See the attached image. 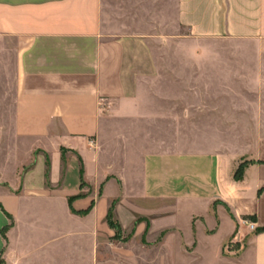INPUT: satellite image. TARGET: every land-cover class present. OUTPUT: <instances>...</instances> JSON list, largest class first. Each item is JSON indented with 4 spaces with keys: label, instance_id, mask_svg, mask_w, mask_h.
I'll return each mask as SVG.
<instances>
[{
    "label": "crops",
    "instance_id": "obj_1",
    "mask_svg": "<svg viewBox=\"0 0 264 264\" xmlns=\"http://www.w3.org/2000/svg\"><path fill=\"white\" fill-rule=\"evenodd\" d=\"M158 21L229 44L161 62ZM250 222L264 228V0H0V264H132L144 237L150 264H264Z\"/></svg>",
    "mask_w": 264,
    "mask_h": 264
},
{
    "label": "rangeland",
    "instance_id": "obj_2",
    "mask_svg": "<svg viewBox=\"0 0 264 264\" xmlns=\"http://www.w3.org/2000/svg\"><path fill=\"white\" fill-rule=\"evenodd\" d=\"M107 6V5H106ZM132 23V22H131ZM137 25L134 27L132 25H130V27L128 26H124V31H132V30H148V25H149V21H137L136 23ZM158 27H160L158 29V32L162 33V36H158V38L156 39V41H154V45H155V50H156V56L158 58V61L164 62L165 60H170V59H176L175 56V52L172 51V47L178 45V44H205V45H227L229 44V42L227 41H201V42H194L191 38L190 39H186L185 41H179L178 36H167L169 31L168 29L164 28V22L162 21H158L157 22ZM233 44L236 45H244L243 42H232ZM171 47V48H170ZM256 230V229H255ZM132 233V232H131ZM131 233H124L123 231L118 232L117 229H115V235H114V239L116 240H120V241H124L127 242L131 239L132 234ZM143 243H145V246H141V245H132L131 246V250L134 252H137V254H139V260H134L131 263L132 264H150V255L152 253H150L148 251V242L145 239V237L143 238ZM243 248L242 243H239V241H236V237L233 236L226 244L224 247L225 253L226 254H230V253H238L239 251H241Z\"/></svg>",
    "mask_w": 264,
    "mask_h": 264
},
{
    "label": "trees",
    "instance_id": "obj_3",
    "mask_svg": "<svg viewBox=\"0 0 264 264\" xmlns=\"http://www.w3.org/2000/svg\"><path fill=\"white\" fill-rule=\"evenodd\" d=\"M242 168H243V167L240 166V168H239L238 171H237V174L241 173ZM238 176H239V175H238ZM114 204H115V202H113L112 205H111L110 208H109L107 219H108L109 225H110L112 228L117 229L118 232H121V231H122V227H121V225L119 224L118 221H116V220L114 219V213H113ZM256 230H264V228H256ZM5 232H6V229L4 228V229L2 230V233H3L4 238H6V234H5ZM132 233H133V232H132ZM132 233H131V234H132Z\"/></svg>",
    "mask_w": 264,
    "mask_h": 264
},
{
    "label": "built area",
    "instance_id": "obj_4",
    "mask_svg": "<svg viewBox=\"0 0 264 264\" xmlns=\"http://www.w3.org/2000/svg\"><path fill=\"white\" fill-rule=\"evenodd\" d=\"M249 226H250L251 229H256V227H255V223H254V222H250V223H249Z\"/></svg>",
    "mask_w": 264,
    "mask_h": 264
}]
</instances>
